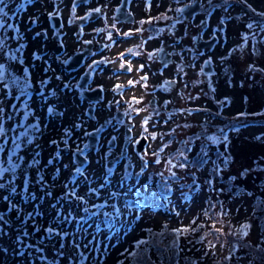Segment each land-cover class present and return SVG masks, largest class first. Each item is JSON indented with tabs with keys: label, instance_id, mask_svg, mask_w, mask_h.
I'll use <instances>...</instances> for the list:
<instances>
[{
	"label": "rangeland",
	"instance_id": "1",
	"mask_svg": "<svg viewBox=\"0 0 264 264\" xmlns=\"http://www.w3.org/2000/svg\"><path fill=\"white\" fill-rule=\"evenodd\" d=\"M50 1L0 5V264H150L144 249L152 231L164 228L180 232V263L194 257L199 264H264L250 248L264 247V0L219 2L216 19L224 17L227 26L213 52L199 55L198 29L175 27L171 37L194 45L198 57L181 55L156 76V95L143 88L142 112L130 123L106 102L98 120L88 119L61 87L66 78L40 59L50 43L41 36L44 12L65 8ZM206 59L209 74L200 68ZM151 96L154 107L147 104ZM108 117L101 148L89 147L83 155L90 162L81 164L76 153ZM251 120L253 126L234 130ZM142 136L148 147L138 152ZM126 140L133 143L134 173L128 160L111 166ZM215 149L224 155L215 173L212 161L196 170L181 160ZM159 181L170 183L166 206L135 205L139 192L156 191ZM157 238L165 247L166 238Z\"/></svg>",
	"mask_w": 264,
	"mask_h": 264
},
{
	"label": "flooded vegetation",
	"instance_id": "2",
	"mask_svg": "<svg viewBox=\"0 0 264 264\" xmlns=\"http://www.w3.org/2000/svg\"><path fill=\"white\" fill-rule=\"evenodd\" d=\"M78 1H50L65 2V8L44 12L46 22L41 36L46 41L50 36V43L39 56L46 67L56 68L60 80L66 78L61 87L86 109L90 120L99 119L97 113L106 102L108 107L123 109L117 111L116 117L130 123L132 116L142 112L143 88L151 86L152 95H156V76L164 75L181 55L198 57L194 45L188 42L189 46H185L181 36L171 37L175 27L198 29L194 41L202 55L216 49L217 45H209L214 39L220 43V28L227 26L224 17L216 19L221 0H80L77 4ZM200 44L207 45L206 49L202 50ZM72 59L77 68L66 66ZM46 80L47 87L50 82ZM147 104L154 107L157 98L149 97ZM109 118L101 126L110 124ZM121 158L123 154L117 161Z\"/></svg>",
	"mask_w": 264,
	"mask_h": 264
},
{
	"label": "trees",
	"instance_id": "3",
	"mask_svg": "<svg viewBox=\"0 0 264 264\" xmlns=\"http://www.w3.org/2000/svg\"><path fill=\"white\" fill-rule=\"evenodd\" d=\"M241 128H243V125L240 127H236V129H234V128L233 129L234 130H241ZM213 153L209 154L208 151H204V150L202 152L201 151L194 152V150H193L190 152V154H191L190 158H182L181 160L186 165V167H189V168L191 167V168H194L196 170L203 168L204 165L208 161H212L213 165L211 164L210 172L215 173V171H218L219 166H221L223 164L222 158L224 157V155L222 154L221 150H217V149H215ZM195 182L197 183V181H195ZM170 189H171V187H170L169 182L159 181L157 183L156 191H152V192H150V194H146L145 192L142 193L140 191L139 192L141 194L140 196L143 197L142 204L149 206L153 210H158L160 208L165 207L166 206L165 202H167L166 198L168 197L169 192H171ZM241 190L242 189L240 187H237L236 189L231 190L230 194H233L234 197H236L237 195H239ZM226 196H228V194H226L225 197ZM171 197H172V194H171ZM224 201L225 200L219 201V203L224 202ZM211 230H216V229L211 227ZM222 234L225 235V237H223V239H233V236L230 233L224 234L222 232ZM158 236H159V239L160 238H162V239L166 238V239H164L167 242L165 247L162 244H161L162 247L160 245L156 244L158 242V238H157ZM180 237H181L180 232L175 231L174 229L169 230V228H164V231H160L157 229L153 230L151 237H149V238L153 239L152 244L151 245L148 244L147 247L144 249L145 254L149 257L151 256L149 263L150 264H199L198 260L194 257H185L183 263L179 262V258L177 256H179L181 254H180V250L177 247L179 246L178 240L180 239ZM214 242L215 243H218V242L221 243L222 240L212 241V243H214ZM200 243L203 244V242H200ZM153 246L155 247V250H156V255L158 257L157 260L154 257L155 250H153ZM250 248L252 250H254L255 253H258L259 255L264 256V247L262 245L257 246V247H250ZM235 249H236L235 246H232L230 248L229 256L226 257L225 260L226 259L231 260L230 256H232L234 254ZM168 252H171L169 257L166 256V254L168 255ZM235 263H236V261H235ZM213 264H215V263H213Z\"/></svg>",
	"mask_w": 264,
	"mask_h": 264
},
{
	"label": "water",
	"instance_id": "4",
	"mask_svg": "<svg viewBox=\"0 0 264 264\" xmlns=\"http://www.w3.org/2000/svg\"><path fill=\"white\" fill-rule=\"evenodd\" d=\"M79 1H80V0H79ZM79 1H78V3H79ZM54 19H56V20L58 21V18L55 17ZM54 19H53V20H54ZM212 42H213V43L210 44V45L213 47V46L215 45V43H216V39H214ZM210 43H211V42H210ZM200 45H201V44H200ZM205 46H207V45H205ZM205 46H204V45H201L202 48H205ZM78 56H79V55H78ZM79 61L82 62V61H81V58L79 59ZM75 62H76V61H75ZM163 64L166 65L165 62H163ZM66 66H67V67H70V68H77V67H75V65H74V60H73V59H72V60H69V61L66 63ZM78 67H79V66H78ZM212 71H213V68H212L211 63H210V62H207V63L204 65V72L207 73V74H209V73H211ZM85 82H86V81H85ZM91 94H92V93H91ZM95 141H96V135H95V133H93V135H91V137H90V144L94 145ZM146 144H147V139H146L145 137H142V138L137 142V145H136L137 150H138V151H142ZM77 157H78L77 159H78L81 163L84 162L82 158H80L79 156H77Z\"/></svg>",
	"mask_w": 264,
	"mask_h": 264
},
{
	"label": "snow or ice",
	"instance_id": "5",
	"mask_svg": "<svg viewBox=\"0 0 264 264\" xmlns=\"http://www.w3.org/2000/svg\"><path fill=\"white\" fill-rule=\"evenodd\" d=\"M3 4H4V0H0V5H3ZM2 12H3V8L0 7V13H2ZM0 111H2V109H0ZM50 111H51V109H50ZM2 131H3V129H2V127H0V132H2ZM48 231L51 232L52 230L48 229Z\"/></svg>",
	"mask_w": 264,
	"mask_h": 264
}]
</instances>
